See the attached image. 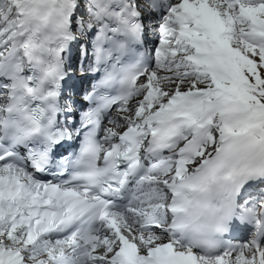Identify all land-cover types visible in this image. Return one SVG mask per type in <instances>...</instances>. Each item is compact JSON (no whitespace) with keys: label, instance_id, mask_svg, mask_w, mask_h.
Instances as JSON below:
<instances>
[{"label":"snow or ice","instance_id":"6c2138e0","mask_svg":"<svg viewBox=\"0 0 264 264\" xmlns=\"http://www.w3.org/2000/svg\"><path fill=\"white\" fill-rule=\"evenodd\" d=\"M249 181L264 0H0V264H264V199L227 248L177 223L214 193L232 217Z\"/></svg>","mask_w":264,"mask_h":264},{"label":"clouds","instance_id":"9594fccd","mask_svg":"<svg viewBox=\"0 0 264 264\" xmlns=\"http://www.w3.org/2000/svg\"><path fill=\"white\" fill-rule=\"evenodd\" d=\"M231 218L227 198L214 193L202 195L187 206L178 214L177 223L193 242H218V234L227 230Z\"/></svg>","mask_w":264,"mask_h":264},{"label":"bare ground","instance_id":"6f19581e","mask_svg":"<svg viewBox=\"0 0 264 264\" xmlns=\"http://www.w3.org/2000/svg\"><path fill=\"white\" fill-rule=\"evenodd\" d=\"M144 45H146V48L148 50H151L152 48H154L156 46L155 45V37L150 35L147 38V40L144 42ZM72 63H73V66H75L77 68V69L74 68V70L76 72V73H74V75H76V76L80 75V72H79L80 58H78V56L76 55L75 50L73 52ZM85 80H90V78H88V76H83V77H79L78 79L74 80V88H75V90H78L81 94H83V92L85 90H89V88L86 87V86H88L89 82L85 83ZM261 195H262V191L260 190L259 185H255V186L247 185L243 189L241 199L246 204L249 203L248 207H250L252 204L255 203L254 201H258L260 199ZM263 196H264V194H263ZM234 240H235L234 244L240 243V240H236V239H234Z\"/></svg>","mask_w":264,"mask_h":264},{"label":"rangeland","instance_id":"374dc122","mask_svg":"<svg viewBox=\"0 0 264 264\" xmlns=\"http://www.w3.org/2000/svg\"><path fill=\"white\" fill-rule=\"evenodd\" d=\"M75 69H77L75 66H74ZM81 75H78V77H80ZM255 203L258 202V201H254Z\"/></svg>","mask_w":264,"mask_h":264}]
</instances>
